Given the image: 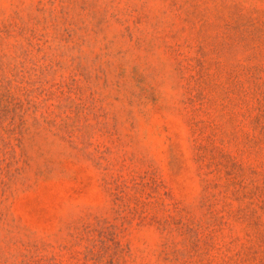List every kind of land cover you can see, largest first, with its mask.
<instances>
[{"label":"rangeland","instance_id":"rangeland-1","mask_svg":"<svg viewBox=\"0 0 264 264\" xmlns=\"http://www.w3.org/2000/svg\"><path fill=\"white\" fill-rule=\"evenodd\" d=\"M0 264H264V0H0Z\"/></svg>","mask_w":264,"mask_h":264}]
</instances>
